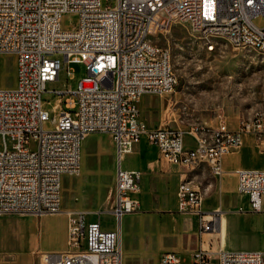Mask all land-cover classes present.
I'll return each instance as SVG.
<instances>
[{"label": "built area", "instance_id": "built-area-1", "mask_svg": "<svg viewBox=\"0 0 264 264\" xmlns=\"http://www.w3.org/2000/svg\"><path fill=\"white\" fill-rule=\"evenodd\" d=\"M70 14L76 21L63 25ZM176 21H187L209 43L230 35L236 47L246 42L264 47V0H0L1 57L14 58L15 82L4 86L0 71V214L64 212L65 251L43 252L40 264H122L119 224L134 212L141 173L121 167L122 154L145 136L173 164L206 162L221 171V156L252 133L264 150V122L238 121L231 129L199 125L185 132L168 125L149 126L139 117L144 94L174 92L178 84L170 49L159 45L158 33ZM61 54L62 60L54 56ZM81 62L86 75L76 88L53 90L45 99L46 82L58 79L62 65ZM73 94V95H71ZM63 95L64 98H63ZM107 132L115 144L114 198L103 220L97 211L62 208L65 176L81 170L84 137ZM195 133L203 141H195ZM237 191L246 194L253 211L263 210L264 170L239 169ZM199 188L181 180L177 209L197 214L198 233L215 229L219 211L200 210ZM192 264H264L262 250L220 249L216 259L199 247ZM156 264H183L173 250L160 253Z\"/></svg>", "mask_w": 264, "mask_h": 264}, {"label": "rangeland", "instance_id": "rangeland-1", "mask_svg": "<svg viewBox=\"0 0 264 264\" xmlns=\"http://www.w3.org/2000/svg\"><path fill=\"white\" fill-rule=\"evenodd\" d=\"M75 21L74 15L67 14L62 24L69 25ZM215 40V48L208 50L187 21H176L168 30L157 34L155 41L170 49L178 84L175 92L143 96L144 102L152 106L150 115L155 125L174 126L187 133L195 126L220 124L229 117L248 118L256 111L264 116V54L251 48L235 47L224 38ZM54 56L63 62L61 54ZM68 67L71 74L67 73L64 63L58 79L46 82L45 99H54L53 90H65L69 86L76 88L77 82L86 75V67L81 62H72ZM0 71L3 85L13 86V56L1 57ZM115 158V144L109 133L87 134L82 142L80 173L64 177L62 208L96 210L103 220L109 221L106 213L114 198ZM137 191L132 196L138 201L134 212H139V215H131L125 222L126 227H133L137 231L133 237L130 233L122 237L123 243H128V247L123 248L124 253L134 256H139L144 250L142 225L148 227L149 219L155 220L160 228L157 234L161 245L169 243L165 236L170 225L162 209L140 208L135 196ZM7 214L11 213L0 216ZM141 216L146 218L142 219ZM88 218L94 219L96 215L91 212ZM182 256L183 264H192L190 255ZM212 256L215 260L216 254ZM151 261L153 257L148 255L136 264H149Z\"/></svg>", "mask_w": 264, "mask_h": 264}, {"label": "crops", "instance_id": "crops-1", "mask_svg": "<svg viewBox=\"0 0 264 264\" xmlns=\"http://www.w3.org/2000/svg\"><path fill=\"white\" fill-rule=\"evenodd\" d=\"M144 95L137 103L139 117L147 125L157 126L150 115L152 106L144 102ZM239 119L241 118L229 117L222 123L235 129ZM218 125L213 123L209 126ZM185 139L187 144L192 143L188 133H185ZM121 167L139 170L141 173L135 195L140 202V208L162 209L170 221L165 236L169 243L163 245L160 244L157 234L160 228L153 218L149 219L148 227L142 225L140 229L145 234L142 240L144 250L139 256H134L124 253L123 248H127L128 243H123L122 237L128 233L133 237L137 230L126 227L125 222L127 217L139 215V212L124 214L120 221L122 264H136L148 255L153 257L149 264H156L160 253L166 250L176 251L181 256L190 255L191 258L192 252L198 247L207 249L211 254H216L220 249L264 251V198L263 210L253 211L249 207L247 195L239 193L236 187L237 170H264V150L252 133H244L241 145L221 156L219 173L213 172L206 162H196L188 166L170 163L145 136L135 142L130 153L122 156ZM183 179L189 180L201 191V211L207 215L219 211L214 230L199 234L197 214L177 209L176 188ZM66 222L67 216L64 212L1 215L0 264H40L43 252L65 251Z\"/></svg>", "mask_w": 264, "mask_h": 264}, {"label": "bare ground", "instance_id": "bare-ground-1", "mask_svg": "<svg viewBox=\"0 0 264 264\" xmlns=\"http://www.w3.org/2000/svg\"><path fill=\"white\" fill-rule=\"evenodd\" d=\"M216 38H224L226 39L231 45L235 46L236 47V44L235 42H233L232 40V36L230 35H216L215 36V39ZM216 41V40H215ZM215 41H212L209 43V50L215 48ZM245 48H251V49H254L262 54H264V47L263 46H255V44L253 42H246L245 43ZM262 112L260 111H256L254 112L250 117L248 118H241L240 119V122L241 123H251V120H255L256 116L257 115H260ZM262 122H264V116L262 115ZM195 141H203V134L202 133H195ZM132 151V150H131ZM130 151V152H131ZM130 152H126L124 154H122L121 156H124L125 154H128ZM189 184H191L189 182ZM199 199H201V193L199 192ZM110 209H108V212H109ZM119 230H120V224H119Z\"/></svg>", "mask_w": 264, "mask_h": 264}]
</instances>
